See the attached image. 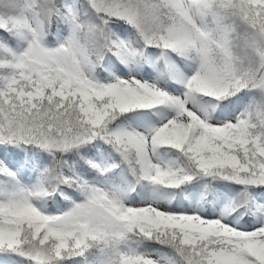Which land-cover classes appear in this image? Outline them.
<instances>
[{"label": "snow or ice", "instance_id": "snow-or-ice-1", "mask_svg": "<svg viewBox=\"0 0 264 264\" xmlns=\"http://www.w3.org/2000/svg\"><path fill=\"white\" fill-rule=\"evenodd\" d=\"M0 264H264V0H0Z\"/></svg>", "mask_w": 264, "mask_h": 264}]
</instances>
